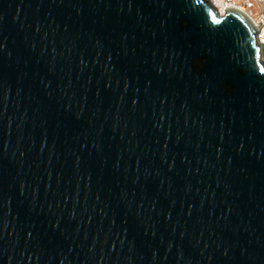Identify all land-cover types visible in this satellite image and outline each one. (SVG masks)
<instances>
[{"label": "water", "instance_id": "water-1", "mask_svg": "<svg viewBox=\"0 0 264 264\" xmlns=\"http://www.w3.org/2000/svg\"><path fill=\"white\" fill-rule=\"evenodd\" d=\"M211 0H0V264H264V62Z\"/></svg>", "mask_w": 264, "mask_h": 264}, {"label": "built area", "instance_id": "built-area-1", "mask_svg": "<svg viewBox=\"0 0 264 264\" xmlns=\"http://www.w3.org/2000/svg\"><path fill=\"white\" fill-rule=\"evenodd\" d=\"M222 12L234 8L243 12L256 27V42L261 47L260 58L264 62V0H211Z\"/></svg>", "mask_w": 264, "mask_h": 264}, {"label": "bare ground", "instance_id": "bare-ground-1", "mask_svg": "<svg viewBox=\"0 0 264 264\" xmlns=\"http://www.w3.org/2000/svg\"><path fill=\"white\" fill-rule=\"evenodd\" d=\"M217 8V7H216ZM218 9V8H217ZM219 10V9H218ZM220 11V10H219Z\"/></svg>", "mask_w": 264, "mask_h": 264}]
</instances>
